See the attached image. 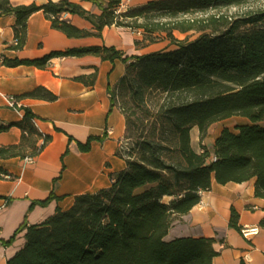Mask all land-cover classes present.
<instances>
[{"label":"trees","instance_id":"obj_1","mask_svg":"<svg viewBox=\"0 0 264 264\" xmlns=\"http://www.w3.org/2000/svg\"><path fill=\"white\" fill-rule=\"evenodd\" d=\"M88 1L99 7V14L71 0L39 5L0 0V16H15L11 48L24 46L27 20L37 11L68 37L98 36L105 26L114 25L140 31L143 37L136 45L168 43L131 56L103 45L52 51L35 59L2 58L6 66L44 68L52 57L93 54L125 64L123 75L108 86L110 106L125 118L124 140L116 150L125 167L111 176L108 186L76 195L68 208L57 206L42 222L24 221L4 242L24 231L22 246L5 264H211L218 254L213 238L164 237L173 220L196 205L213 180L225 184L254 179L255 197L264 198V2L252 8L246 6L257 0H149L122 10L121 0ZM65 13L88 20L95 31L76 27L62 18ZM175 31L197 36L178 39ZM22 96L56 98L44 87ZM21 109V119L0 120V132L11 126L21 132L16 143L0 145V159L34 158L51 140L36 125L38 117L28 107ZM233 116L247 122L233 130L222 128L211 150L203 144L198 152L192 148L193 127L201 141L210 124ZM92 139L101 138L90 136L77 142L78 148L89 150ZM1 178L12 175L0 166ZM53 198L58 199L51 192L30 208ZM228 224L239 232L242 228L233 207Z\"/></svg>","mask_w":264,"mask_h":264},{"label":"crops","instance_id":"obj_2","mask_svg":"<svg viewBox=\"0 0 264 264\" xmlns=\"http://www.w3.org/2000/svg\"><path fill=\"white\" fill-rule=\"evenodd\" d=\"M9 1L13 5L32 2L39 5L47 0ZM71 1L93 14L100 13L91 1ZM147 1L121 0L120 9ZM66 20L80 29L95 31L88 20L78 15H68ZM14 24L12 13L0 16V120L15 122L23 116L21 107H28L38 117L35 122L39 130L50 135L51 140L32 161L18 157L0 159V166L12 175L0 179V264H5L22 246L24 231L17 233L9 244L4 242L24 221L42 222L57 206L68 208L76 195L108 186L111 176L125 167L124 160L116 155L124 140L125 118L118 107L110 106L108 92V86H113L124 73L125 64L120 59L111 61L93 54L57 56L50 58L44 68H38L26 64L6 66L2 58L35 59L52 51L103 45L115 47L124 56L158 50L154 48L156 43L136 45V39L142 40L140 35L114 25L105 26L98 36L68 37L51 27L42 11L29 16L25 44L14 50L11 48ZM38 87L49 90L56 98L48 101L22 96ZM9 97L15 99V106H9ZM218 133L207 149H212ZM20 135V129L11 126L0 132V145L16 143ZM90 136L101 139H92L89 150L81 151L77 142L84 143ZM190 139L197 152L200 144L205 145V137L200 141L196 127L191 129ZM51 192L58 199L30 208L33 201L44 200ZM232 207L238 213V225H259L258 234L245 238L229 226ZM185 236L214 239L212 246L218 254L211 264H239L241 260L245 264H264V198L255 197L254 179L225 184L213 180L210 189L201 193L200 201L173 220L164 238Z\"/></svg>","mask_w":264,"mask_h":264},{"label":"rangeland","instance_id":"obj_3","mask_svg":"<svg viewBox=\"0 0 264 264\" xmlns=\"http://www.w3.org/2000/svg\"><path fill=\"white\" fill-rule=\"evenodd\" d=\"M263 2H264V0L253 1V2L248 3V6H246V7L258 8V7L262 6ZM231 10L232 11H236V10H238V8H232ZM135 32L138 35H140L141 37H143V35L140 33V31H135ZM174 35L178 39L185 38L186 36H188L190 39H193V38H195L197 36V33H191V32H189V33H180L178 31H175ZM154 43L157 44L154 48L159 50V48L162 49V48H164L167 45L168 40L167 39L166 40H160V41H156ZM246 122H247V120L245 118H243V117L233 116V117L222 119V120H219V121H216V122L210 124L208 126V128L206 129V134H205L206 136H205V140L203 141L205 146L208 147V148H211L213 137L222 128L227 127L229 129L233 130V129H235V127L237 125L242 124V123H246ZM198 136H199V131H198Z\"/></svg>","mask_w":264,"mask_h":264},{"label":"built area","instance_id":"obj_4","mask_svg":"<svg viewBox=\"0 0 264 264\" xmlns=\"http://www.w3.org/2000/svg\"><path fill=\"white\" fill-rule=\"evenodd\" d=\"M67 16H68V14H66V13L62 14V18H64V19H66ZM13 42H14V40H13ZM7 101H8L9 106H11V107L16 105L15 99L13 97H9ZM106 132L108 134L111 133V128H108L106 130ZM26 159L28 161H32L31 157H27ZM259 230H260V226L259 225H250V226L242 227L241 230H240V233L242 234L243 237L249 238L251 236H254V235L258 234Z\"/></svg>","mask_w":264,"mask_h":264}]
</instances>
